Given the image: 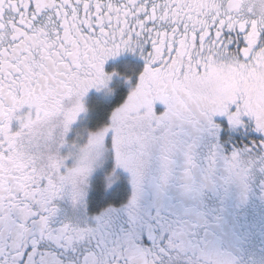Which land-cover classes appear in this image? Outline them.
<instances>
[{"label": "snow or ice", "instance_id": "1", "mask_svg": "<svg viewBox=\"0 0 264 264\" xmlns=\"http://www.w3.org/2000/svg\"><path fill=\"white\" fill-rule=\"evenodd\" d=\"M0 264H264V0H0Z\"/></svg>", "mask_w": 264, "mask_h": 264}]
</instances>
